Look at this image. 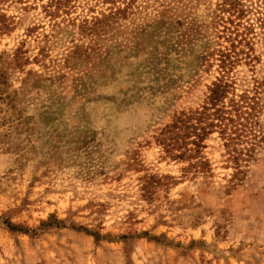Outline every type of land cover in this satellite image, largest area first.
Listing matches in <instances>:
<instances>
[{
    "label": "rangeland",
    "instance_id": "obj_1",
    "mask_svg": "<svg viewBox=\"0 0 264 264\" xmlns=\"http://www.w3.org/2000/svg\"><path fill=\"white\" fill-rule=\"evenodd\" d=\"M48 1L0 2V69L17 91L11 106L0 94V264H264V144L235 176L214 137L202 183L154 138L216 80L223 0H176L173 21L136 0L99 26L82 21L109 13L102 0L55 19ZM146 175L171 180L144 189Z\"/></svg>",
    "mask_w": 264,
    "mask_h": 264
},
{
    "label": "trees",
    "instance_id": "obj_2",
    "mask_svg": "<svg viewBox=\"0 0 264 264\" xmlns=\"http://www.w3.org/2000/svg\"><path fill=\"white\" fill-rule=\"evenodd\" d=\"M73 1L50 0L43 10L51 19L68 16L76 9ZM135 1L102 0L110 4L109 13H102L101 18L91 21L85 19L83 25L99 26L123 19L134 11ZM158 1L160 9H154L157 21L165 18L173 21L178 11L173 5L176 0ZM9 28L0 22V32ZM210 57L216 64L217 77L208 86L203 104L176 112L154 137L168 159L183 165L182 178H201L202 183L213 178V165L206 150L214 137L222 142L235 176L243 175L258 148L264 144V76L258 73V67H264V0H223L217 5V51ZM9 61L15 68L22 69L29 59L23 48H18ZM240 68H245L250 77L241 76ZM7 87V73L0 69L1 99L11 106L17 91L9 93ZM168 179L171 177L146 175L144 189L168 187V183H163ZM51 219L58 227L63 225L61 220Z\"/></svg>",
    "mask_w": 264,
    "mask_h": 264
}]
</instances>
